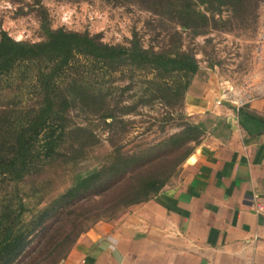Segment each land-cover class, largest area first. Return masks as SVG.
Listing matches in <instances>:
<instances>
[{
    "label": "trees",
    "instance_id": "trees-1",
    "mask_svg": "<svg viewBox=\"0 0 264 264\" xmlns=\"http://www.w3.org/2000/svg\"><path fill=\"white\" fill-rule=\"evenodd\" d=\"M134 1L195 37L226 29L227 23L220 25L216 15L244 2ZM39 7L41 41H17L6 31L0 33V264H60L86 232L91 214L66 212L29 247L61 206L105 181L96 208L104 212L96 214L97 219L148 202L163 191L207 133L205 123L185 121L156 151L125 149L122 141L132 125L126 117L157 102L174 109L183 105L200 71L195 54L181 47L145 48L136 34L129 45H111L88 32L54 29L46 8ZM237 113L248 134L264 133V119L249 105ZM101 129L108 131L111 147L105 156L95 154L102 146ZM91 158L97 160L95 166L84 168ZM158 162L163 167L146 176L147 166L163 164ZM60 182L70 186L43 206Z\"/></svg>",
    "mask_w": 264,
    "mask_h": 264
},
{
    "label": "crops",
    "instance_id": "crops-1",
    "mask_svg": "<svg viewBox=\"0 0 264 264\" xmlns=\"http://www.w3.org/2000/svg\"><path fill=\"white\" fill-rule=\"evenodd\" d=\"M225 85L200 69L188 90L194 119L208 113L219 124L182 180L95 224L60 264H264V133L248 134L237 113L247 104L264 119V97L227 107Z\"/></svg>",
    "mask_w": 264,
    "mask_h": 264
},
{
    "label": "rangeland",
    "instance_id": "rangeland-1",
    "mask_svg": "<svg viewBox=\"0 0 264 264\" xmlns=\"http://www.w3.org/2000/svg\"><path fill=\"white\" fill-rule=\"evenodd\" d=\"M39 1L46 8L54 29L88 32L91 35H98L103 42L111 45H129L136 34L145 48L175 51L181 47L183 50L191 51L198 59L200 69L207 70L210 75L226 83L228 96L223 101L227 107L231 105L230 99L240 107L252 99L264 97V0H244L234 8H225L223 14L216 15V18L223 20H219L220 25L223 22L227 23L226 29H213L205 35L196 37L189 31L183 32L171 20L157 17L134 0H0V33L6 31L17 41L31 43L41 41L43 37ZM177 32L182 35L181 40ZM134 90L137 91L138 88L134 87ZM187 94L188 92L183 105L179 104L176 109L167 108L157 102L150 107L141 108L140 114L126 117L132 121V125L126 139L122 141L125 149L131 153L146 148L156 151L161 140L178 132L179 125L185 121L205 123L207 133L202 140L207 134L216 132L218 120L214 116L207 113L202 119L198 116L194 119L189 109ZM163 126L166 127L165 131H162ZM99 132L102 134L100 137L102 146L95 154L105 156L111 151L110 142L106 140L108 131L101 129ZM195 148L196 146L194 150ZM163 152L160 150L158 153L161 155ZM187 159L176 168L167 186L175 185L182 180L183 166ZM89 162L90 165L86 164L84 168L86 166L93 168L97 160L91 158ZM155 164L145 167L146 176H151L152 171L164 165L158 164L154 168ZM120 180H115V183ZM106 183L107 181L103 185ZM69 186V182H60L56 185L51 197L43 206L63 194ZM102 186L87 191L72 202L61 206L36 233L29 249H32L44 232L51 229L66 212L75 211L77 214H84L85 217L91 214L92 219L87 220L84 225L86 232L99 222L121 218L127 209L119 210L115 215H102L99 219L95 217L96 214L104 212V208L96 211L101 204L100 192L105 187ZM107 198L111 197L108 195Z\"/></svg>",
    "mask_w": 264,
    "mask_h": 264
}]
</instances>
